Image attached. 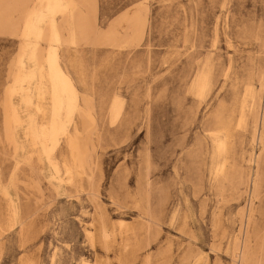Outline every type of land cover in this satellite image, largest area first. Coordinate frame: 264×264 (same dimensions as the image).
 <instances>
[{
	"label": "rangeland",
	"instance_id": "1",
	"mask_svg": "<svg viewBox=\"0 0 264 264\" xmlns=\"http://www.w3.org/2000/svg\"><path fill=\"white\" fill-rule=\"evenodd\" d=\"M0 264H264V0H0Z\"/></svg>",
	"mask_w": 264,
	"mask_h": 264
},
{
	"label": "bare ground",
	"instance_id": "2",
	"mask_svg": "<svg viewBox=\"0 0 264 264\" xmlns=\"http://www.w3.org/2000/svg\"><path fill=\"white\" fill-rule=\"evenodd\" d=\"M54 10V9H53ZM68 34H69V38L70 40L73 39V36L75 34V27L74 25H72V23L70 22V19H69V22H68ZM36 74V73H35ZM45 74L47 75L48 72H45ZM47 91L44 87H41L36 95H35V98H36V104H35V108H36V111L41 114L42 118L46 120V109H45V105H44V101L47 99ZM118 110H119V106L116 105L113 109V114L114 116L117 115L118 113ZM38 135L40 136L41 139H43L44 141H48L49 138H50V134H51V130H50V125L47 121H43L42 123H40V125L38 126ZM64 172L65 174L67 175V178H66V182H68L70 180V171H69V167L64 164Z\"/></svg>",
	"mask_w": 264,
	"mask_h": 264
}]
</instances>
